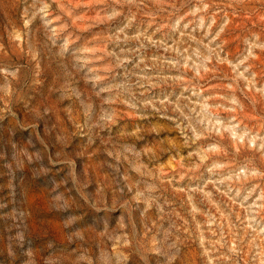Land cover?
Wrapping results in <instances>:
<instances>
[{"label": "rangeland", "instance_id": "374dc122", "mask_svg": "<svg viewBox=\"0 0 264 264\" xmlns=\"http://www.w3.org/2000/svg\"><path fill=\"white\" fill-rule=\"evenodd\" d=\"M0 264H264V0H0Z\"/></svg>", "mask_w": 264, "mask_h": 264}]
</instances>
